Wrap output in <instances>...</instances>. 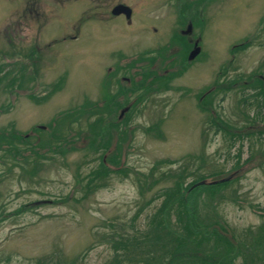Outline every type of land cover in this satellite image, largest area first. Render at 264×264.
<instances>
[{
  "label": "rangeland",
  "instance_id": "374dc122",
  "mask_svg": "<svg viewBox=\"0 0 264 264\" xmlns=\"http://www.w3.org/2000/svg\"><path fill=\"white\" fill-rule=\"evenodd\" d=\"M184 4L198 7L201 18L199 13L188 24L192 13L182 10ZM119 5L130 9L129 19L111 15ZM192 29L199 50L181 71L178 52L188 46L180 38ZM31 51L35 54L23 60ZM145 53L158 59L154 68L175 74L173 89L152 91L145 103L132 94L137 100L122 146L125 176L108 175L104 187L84 195L92 153L73 150L52 162L47 156L49 163L34 176L10 167V160L0 162V264H113L129 254L115 253L120 237L149 235L147 224L161 202L155 195L171 187L180 169L184 185L212 173L239 177L217 191L198 192L196 219L206 226L217 215L214 220L234 235L241 246L232 264L242 259L264 264V136L230 142L222 133L212 134L208 112L197 104L199 92L214 82L226 88L231 81L212 95L211 110L232 127L257 118L264 123V97L254 82L245 85L251 76L264 75V0H0V67L7 70L0 72V130L50 128L56 115L77 107L85 111L71 130L84 129L92 122L91 103L105 100L104 116L111 108L110 85L119 75L114 68ZM21 75L27 78L16 88L21 82L14 79ZM60 77L64 83L52 90ZM157 121L158 129L148 130ZM167 173L173 176L160 178ZM142 182L150 187L140 195L136 184ZM22 205L26 209L18 213ZM169 215V227L181 229Z\"/></svg>",
  "mask_w": 264,
  "mask_h": 264
},
{
  "label": "trees",
  "instance_id": "16d2710c",
  "mask_svg": "<svg viewBox=\"0 0 264 264\" xmlns=\"http://www.w3.org/2000/svg\"><path fill=\"white\" fill-rule=\"evenodd\" d=\"M184 8L192 13V16L186 19V21H194L195 18L199 16V13L201 18V11L199 10L198 12L196 7L184 4L182 10ZM182 18L184 17L182 16ZM184 20L185 19H182V21ZM183 40L184 39L181 37L180 41L182 43L184 42ZM186 45L188 47H184L183 50L178 52L180 53L181 63L179 66L181 71H183L184 66H188L190 63L187 57L189 55L188 51L191 50V48L189 44L186 43ZM245 45L236 48L240 50L243 49ZM236 48H233V50ZM34 54V51H31L28 55L23 54V60H28L30 56ZM146 54L147 53L142 55L139 54L128 63H123V66L114 68L117 69L120 74L113 79L110 85L113 87L112 89L114 92L108 95L111 99V108L107 111L106 116H104V112H101L103 110L102 103L105 101L102 100V102L98 101L97 104L91 103L89 106V112L92 111V122L84 124V129L79 126L75 130H71V127L80 121L79 119L82 115V111H85L83 109L80 110V107H77L76 110H70L56 115L48 122V124L51 125L50 128L45 126L34 127L36 128V131L33 130L35 134H33L32 130L29 131V133H21L11 127L1 129L0 162L7 164L6 161L10 160V167L19 168L21 172L25 170L26 174L34 176L40 166L49 163L46 159L47 156L50 157V162H52L57 158H65L66 155L73 152V150H83L85 153H92L95 156V163L93 168L83 177L81 189L84 191V195L90 194L97 188L104 187L108 175L116 174L125 176L124 172H126L127 166L124 162L125 158L122 155V146L125 144L123 140L124 136H129L125 133L127 132L130 134L129 131L131 127L128 122L131 120V117H129V114L132 112V108L137 100V97L132 99V94L137 92L143 100L145 96L152 91L157 93L161 88L165 91L173 89L170 82L172 80L171 77L175 74L166 72L165 74L157 75L154 70H149L148 68L152 67L156 59H154V57L150 58ZM144 58L148 60V64L142 67L137 66V63H140ZM17 64L19 66H25L24 64L27 65V63L22 62H17ZM3 67L5 66L0 67V72H4V75L7 73V70L4 69L3 71ZM109 73L111 76L115 75V72ZM255 77L256 76L253 75L249 79H246L245 85L250 86V84L254 82L259 88L258 94L264 97V75L261 76V80ZM1 78L0 76V79ZM26 78L23 77V75L19 78H15V81L22 83L17 82L16 88H21L24 83L22 81L24 79L26 80ZM238 78H241V76ZM251 78L254 79L251 81ZM31 79L32 78L28 80ZM238 80L240 81L241 79ZM63 83L64 78H58L57 81L51 85L53 87L52 90L59 89ZM230 83L232 82L229 81L226 88L230 86ZM7 87L11 86L8 85ZM219 87H222V90H226L220 83L214 82L212 86L199 92L200 95L198 94L197 96V104L202 108H206L205 111L208 112L207 124L212 126V134L222 133L230 142L241 141L255 135L264 136V123L260 122L258 118L249 121V125H245L244 127H232L226 124V121L222 120L216 112L211 110L212 106L209 101ZM31 98L36 100L35 97ZM45 98L46 95L39 98V100ZM146 100L147 99H144L143 102ZM107 107L109 106L107 105ZM160 124L161 121H157L154 126H150L148 130H156ZM156 133L161 137L160 132L156 131ZM42 134H46V137H43V140L46 141L44 143L41 142ZM260 159V161H264V156ZM166 165H169V163ZM240 168L241 167H239L237 171L240 170ZM184 172L185 170L180 169L173 173L174 176L167 173V177L164 174H160V178L164 177V180L173 176V183L170 188L160 189L155 195L156 198L161 197V202L147 224L150 227L148 232L149 235H144L142 240L135 239L134 237H129L127 239H122L120 237V240L116 241L113 245L116 251L115 253L118 252V249H122L121 251L129 254L125 255L123 253L119 257L120 259H114L112 262L113 264L233 263L234 259L238 256L241 245L235 240L234 235L227 233L223 222L219 221L221 222L219 223L214 220L218 217L215 215L216 213H214L215 217L213 219L209 217L210 221L206 224L207 227L211 226L208 227L209 231L205 230V224L200 223V221L196 219L197 209L194 208V202L196 200V195L198 196V192L201 190H206L208 192L217 191L221 187H225L237 181L239 177L236 176L225 181L217 182L228 177L230 173H212L208 176H196L184 185ZM150 182V185L152 184L151 186H153L156 179H151ZM148 184L147 182L136 184L140 195L144 190L150 187ZM172 208L174 209L170 212L174 215L175 221L181 229L169 227V221L171 219L169 209ZM25 209L26 207L22 205L17 212H23ZM211 211L213 210L211 209ZM215 223H217L216 227ZM211 240L213 241L209 244ZM143 243L146 244L141 245ZM132 246L137 250H132ZM131 251L132 253H130ZM133 252H135V255H132ZM242 262L246 264L244 259H242ZM35 264L46 263L36 261Z\"/></svg>",
  "mask_w": 264,
  "mask_h": 264
},
{
  "label": "flooded vegetation",
  "instance_id": "af4514ba",
  "mask_svg": "<svg viewBox=\"0 0 264 264\" xmlns=\"http://www.w3.org/2000/svg\"><path fill=\"white\" fill-rule=\"evenodd\" d=\"M192 2V1H191ZM204 5V4H203ZM198 8V7H197ZM118 16H121V17H123L124 19H125V17H124V15L123 14H120V15H118ZM117 16V17H118ZM127 20V19H126ZM188 24H190V22L188 21ZM191 24H193V23H191ZM193 26L191 25V28H192ZM194 28V27H193ZM180 32V31H179ZM181 34V33H180ZM188 35V34H187ZM181 35L182 36V38L184 39L183 41L185 42V43H187V44H189V46H190V48L192 49V47H193V45L195 44V43H197V45H198V42H199V40L197 39V38H195L194 39V33H193V29H192V32L190 33V35ZM196 36V35H195ZM158 61V59L156 58V60L154 61V64H153V66L156 64V62ZM124 63H126V62H124ZM181 63V62H180ZM148 64V60H146V58H144V59H142V61L140 62V63H137V66H139V67H142L143 65H147ZM179 65V64H178ZM121 66H123V64L121 65ZM150 67V68H148L149 70H154L155 71V73L157 74V75H162V74H165L166 72H167V70L168 69H165V68H160V69H165L164 70V72L161 74V72H159V70L160 69H158V68H154V67ZM138 71V70H137ZM120 74V73H119ZM132 99H134V97L132 96ZM136 99V98H135ZM101 102H102V100H101ZM143 103H145V102H143ZM103 104V103H102Z\"/></svg>",
  "mask_w": 264,
  "mask_h": 264
},
{
  "label": "water",
  "instance_id": "95a60500",
  "mask_svg": "<svg viewBox=\"0 0 264 264\" xmlns=\"http://www.w3.org/2000/svg\"><path fill=\"white\" fill-rule=\"evenodd\" d=\"M130 13H131V12H130V9H129V8H127V7H125V6H121V5L116 6V7H114V8L111 10V15H112V16H118V15H120V14H123L124 17H125V19H129V18H130ZM197 52H198V49H197V48H196V49H193V50L190 52L189 56H188V60H192L193 57L197 54ZM233 174H236V173H233ZM232 177H233V175L231 174V175H229L228 177H226L225 179L220 180V181H217V182L225 181V180L231 179Z\"/></svg>",
  "mask_w": 264,
  "mask_h": 264
}]
</instances>
